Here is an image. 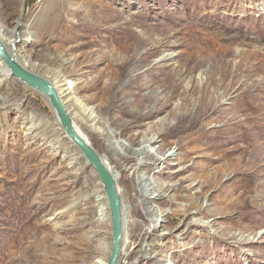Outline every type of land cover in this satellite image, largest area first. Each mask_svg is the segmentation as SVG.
Listing matches in <instances>:
<instances>
[{
  "label": "rangeland",
  "instance_id": "rangeland-1",
  "mask_svg": "<svg viewBox=\"0 0 264 264\" xmlns=\"http://www.w3.org/2000/svg\"><path fill=\"white\" fill-rule=\"evenodd\" d=\"M17 21L31 34L23 41L16 29L19 59L26 50L48 80L60 69L67 73L110 131L130 124L119 139H131L134 149L158 137L153 123L168 132L165 150L175 155L146 169L158 184H176L171 193L179 198L162 210L185 206L191 195L203 207L169 214L156 229L149 224L148 252L160 253L159 264H264V166L246 161V151L264 145V0H0V26ZM151 67L147 81L129 83ZM169 78L178 85L169 88ZM213 80L220 90L233 85L232 94L198 122L180 93ZM151 89L168 95L152 112L137 103ZM0 95V264H94L97 243L111 242L98 175L46 99L9 69ZM53 128L63 143L51 139ZM88 141L98 151L107 143L99 135L88 134ZM130 165L122 173L133 177ZM92 228L100 229L95 235ZM140 247L130 245V258L118 264H154L140 261Z\"/></svg>",
  "mask_w": 264,
  "mask_h": 264
},
{
  "label": "bare ground",
  "instance_id": "bare-ground-1",
  "mask_svg": "<svg viewBox=\"0 0 264 264\" xmlns=\"http://www.w3.org/2000/svg\"><path fill=\"white\" fill-rule=\"evenodd\" d=\"M18 24L19 22L17 21L16 25L12 28L10 27L11 29L9 28L8 30L4 29V24H3V28L0 26V42L3 44L6 51L10 55H14L15 60L22 67L38 74L39 69L38 68L35 69L36 67L35 64L30 63V59L28 54L26 53V50L22 52L23 53L22 57L19 59L16 49L13 48L14 41H16L15 32L16 29L19 30ZM27 30H28L27 27H25V29L19 30V35L21 34L20 36L23 41L25 37L29 36L30 34ZM154 53L156 52H152L151 55H153ZM169 57L170 56H168V58ZM22 62H25V64ZM137 69L138 68H134L133 71H136ZM151 69L152 67L147 68L144 71L136 72L134 74L135 77L131 78L129 80V83L137 84L140 80H142L143 77H145L144 79L147 81L150 75L149 71ZM66 74L64 73V71L62 72L60 69L54 75V78L49 81L56 89L57 94L60 97L62 104L66 109V112L69 114L72 120V125L75 131L82 137V139H84V141L87 144H89L96 151L103 165L111 172L116 182V188L120 196L122 234H121V243H120L121 247H120L118 259L124 258V260L127 261V259H129L132 254V252L128 251L129 246L141 244V247L136 250V253L139 254L140 261L147 262L148 260H152L154 264H159L161 259H159L158 255L160 253L157 250L152 251V253L148 252L154 242L153 240L145 239V235L149 232V227H150L149 224H152L153 229H156V227L160 225L161 222H166V224H168L167 217L169 216V214L179 217L180 215H182L183 212H185L190 207L194 208L195 213H200L203 207V203L199 201V196H194V195L186 196V197L184 196L183 199L185 198L190 199L185 206L177 207L175 205L176 207L172 209L170 212L163 211L162 207H164L166 203L175 204L174 200H176L178 196L172 194L171 192L174 191V187L176 184L162 186L158 184L156 181L151 179L150 174L146 172V169L149 168L148 163L150 162L167 161L175 155V151L165 150L167 143L164 142V139L167 136L168 132L166 130L164 131V129H161L158 125V122L153 123L151 125L150 130L154 132L153 133L154 135L156 134L158 135L159 133L158 137L156 139L154 138V136L148 137L143 142L137 144V147L133 149L131 147L132 146L131 139L129 138L124 140L119 139L121 132L124 131L125 128L130 127V124L129 123L123 124L121 131L115 129H111L110 131L107 126L108 121H102L101 114L98 113V110H95L96 107L94 108L93 106L91 107L88 106L85 100H83L80 96H77L76 93L78 89L76 87V84L74 81H72V78H68ZM174 75L179 76L180 72L177 71ZM7 76H8V69L5 67L4 69L0 70V83L5 78H7ZM207 82L200 83L201 85L195 83L192 85L191 90L189 91L182 90L180 93L183 97L182 102L185 105H190L191 103L194 104L195 107L194 113L196 114L195 116L198 119V122L201 121L200 117L204 116L211 108H213L214 105L220 103L219 101L222 98H225L226 96H230L233 90V85H223V87L220 90L219 81L217 80H213L212 82L209 83ZM162 84H159V87H163V86L167 87L164 84H167L169 88L176 87L178 85L177 81L171 78H169V81L165 82L163 85ZM170 90L171 89H169L168 91L170 92ZM162 91L163 90L151 89L149 92H147V94L141 95L140 99L137 100V103H139L140 105H144L143 102L144 103L147 102L148 103L147 107L149 109L148 111L152 112L159 106L167 104L168 102L167 99L168 95H166L165 93L161 96ZM197 93H198V97H196ZM0 97L1 100L5 101L4 96L0 95ZM226 109H224L223 112H225ZM175 113L173 114L175 115ZM43 121H44L43 118H39L38 123L29 122L26 129L28 131L31 130L32 132V130L37 128L40 125V123H42ZM49 133L51 134V139L52 140L54 139L56 143L59 144L65 141L63 137L62 138L60 137L62 133L58 132V130H55L53 128ZM87 133L91 136L99 135L102 137L103 140L107 142L102 147L100 146L101 151L103 152L96 150L92 146V144L88 141ZM161 135H163V137H160ZM245 136H246L245 134H241L242 138H244ZM66 137H67L66 139H68L75 145V143L72 141V139L69 136ZM158 138L160 139L158 140ZM150 147L153 148L154 151L151 152ZM246 153L250 157L252 155L251 157L252 159L246 160L249 165H254L259 167L264 166V145L260 144L257 147H255V151L253 153L248 151H246ZM72 158L74 159L75 157ZM135 161H137V163L139 161L138 165L136 164ZM128 164L129 165L131 164L129 166V169L132 170L133 177L132 175L130 176L122 173V170L127 169ZM141 167H144L143 173H138L137 175H135V172H137V170L140 169ZM114 170H119L120 174H115ZM156 171H157L156 174L160 172L158 168L156 169ZM244 175H248V174L244 173ZM103 199L105 200V203L101 208V211H103L102 213H106L105 220L107 222L108 221L110 222L105 195H103ZM247 200H249L251 205L253 199L248 197ZM129 216H135L139 219L137 220L136 218L133 221L128 220ZM198 221H199L198 219L191 220V223L198 224L199 223ZM212 223L214 225L216 222L212 221ZM146 225L149 226L146 227V229L143 228ZM99 229L92 228V233L96 235ZM142 230L143 232L141 234L137 233L138 231H142ZM143 244L145 245L144 248L142 247ZM92 252H93L92 254L95 255V259H96L94 260V264H106L107 263L106 257L110 252V243L104 241L97 243V245L92 250Z\"/></svg>",
  "mask_w": 264,
  "mask_h": 264
},
{
  "label": "water",
  "instance_id": "water-1",
  "mask_svg": "<svg viewBox=\"0 0 264 264\" xmlns=\"http://www.w3.org/2000/svg\"><path fill=\"white\" fill-rule=\"evenodd\" d=\"M13 48H15V44H13ZM0 58L14 77L22 81L26 86L40 93L46 99L52 110L55 112L56 118L64 132L72 139L85 160L98 175L108 206L111 229V247L106 264H118L122 234L121 201L116 188V182L111 172L103 165L96 151L75 131L72 125V120L66 112L56 89L50 81L45 77L22 67L15 60L14 55H10L6 51L1 42Z\"/></svg>",
  "mask_w": 264,
  "mask_h": 264
}]
</instances>
